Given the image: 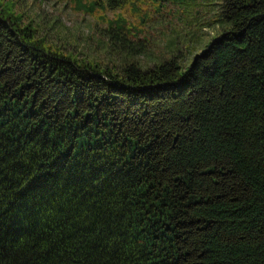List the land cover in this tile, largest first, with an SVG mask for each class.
I'll return each instance as SVG.
<instances>
[{"label":"trees","instance_id":"16d2710c","mask_svg":"<svg viewBox=\"0 0 264 264\" xmlns=\"http://www.w3.org/2000/svg\"><path fill=\"white\" fill-rule=\"evenodd\" d=\"M218 2L150 64L121 18L103 66L0 17V264H264V0Z\"/></svg>","mask_w":264,"mask_h":264},{"label":"rangeland","instance_id":"374dc122","mask_svg":"<svg viewBox=\"0 0 264 264\" xmlns=\"http://www.w3.org/2000/svg\"><path fill=\"white\" fill-rule=\"evenodd\" d=\"M0 0V17L17 29L29 27L32 41L46 53L63 54L73 60L88 59L103 66L120 64L122 56L112 51L107 37L108 24L122 19L131 36L149 43L128 39L122 52L131 51L135 59L150 64L168 46L177 42L191 46L199 54L204 45L217 35L214 26L218 0H127L114 10L97 8L88 13L86 0ZM212 22V23H211ZM206 23L212 24L205 27ZM190 42V43H189ZM116 42L115 49L121 45ZM150 51L147 58L143 51Z\"/></svg>","mask_w":264,"mask_h":264}]
</instances>
